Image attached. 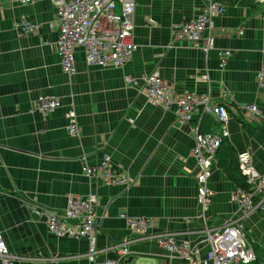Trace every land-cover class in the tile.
Returning <instances> with one entry per match:
<instances>
[{"label":"crops","instance_id":"obj_1","mask_svg":"<svg viewBox=\"0 0 264 264\" xmlns=\"http://www.w3.org/2000/svg\"><path fill=\"white\" fill-rule=\"evenodd\" d=\"M225 13L212 18L213 49L204 54L183 42H173V26L200 14V0H135L133 41L137 49L122 67H89L82 49L75 53V71L66 75L55 54V8L47 0L17 5L0 0V231L16 264H89L86 239L50 234L46 213L61 211L70 196L97 198V249L129 237L121 211L150 217L157 231H190L202 225L196 201L194 124L181 127L174 108L163 111L144 97L142 78L156 71L177 94L210 93L229 115L228 138L216 156L208 188L213 197L208 211L211 226L238 214L230 200L239 176L221 161L247 154L264 173V87L257 74L264 68V5L257 0H218ZM21 15L40 26L21 36ZM232 56L219 67V51ZM129 75L137 86L124 81ZM41 97H54L61 107L44 117L33 110ZM255 105L259 115L245 107ZM73 107L80 136L66 131L65 113ZM204 131L218 132L210 116ZM93 165L105 156L127 175L121 186H105L87 178L81 157ZM248 239L264 246V206L245 221ZM251 234V237L249 236ZM193 243L201 235L192 234ZM254 248V244L252 243ZM206 248L205 245L202 246ZM129 262L139 257L158 259L165 252L155 241L129 245ZM255 250V249H254ZM256 254V253H255ZM101 252L97 262L112 258ZM136 257V258H135ZM1 264V261H0ZM257 264H264L257 257Z\"/></svg>","mask_w":264,"mask_h":264},{"label":"built area","instance_id":"obj_2","mask_svg":"<svg viewBox=\"0 0 264 264\" xmlns=\"http://www.w3.org/2000/svg\"><path fill=\"white\" fill-rule=\"evenodd\" d=\"M43 0H11L17 5L31 4ZM55 8L58 36L53 44L62 72L70 75L75 71V53L82 49L85 64L89 67L119 68L129 62L137 45L133 41L135 0H47ZM205 4L200 14L173 26V42H183L204 54L213 49L212 18L225 13V6L218 0H200ZM264 5V0H257ZM264 16V15H263ZM264 19V17H263ZM21 36L31 35L40 28L37 23L21 15L16 25ZM219 67L223 69L232 51H219ZM125 83L137 86L138 81L127 75ZM260 88L264 87V68L257 74ZM144 97L163 111L174 108L178 124L183 127L194 124V147L191 157L195 162L196 201L201 227L190 231H157L154 219L131 217L121 211L119 218L124 221L129 237L121 242L97 249L96 211L97 198L94 195L70 196L61 211L46 213V226L50 234L72 240L86 239L88 249L85 254L89 264H130L129 245L155 241L165 252L163 264H251L256 259L249 242L245 221L264 206V173L255 169L251 157L240 155L239 170L245 179V188L236 187L230 200L238 208V214L223 219L217 226L208 222V211L213 192L208 188L212 169L216 165L219 148L229 136L227 123L229 115L224 104H215L209 92L198 94L185 91L177 94L173 87L154 71L142 78ZM61 101L54 97H41L33 104V110L44 117L61 107ZM253 116H258L255 105L245 107ZM210 116L220 126L218 132H201L200 126ZM66 131L71 137H79L77 114L73 107L66 113ZM82 171L89 179H96L105 186H121L128 182L125 172L116 167L110 156H105L91 165L85 156ZM192 234L201 235L200 243H193ZM206 248L203 249L202 246ZM101 252L113 254L112 258L97 262ZM18 257L11 254L0 231L1 264H16Z\"/></svg>","mask_w":264,"mask_h":264},{"label":"rangeland","instance_id":"obj_3","mask_svg":"<svg viewBox=\"0 0 264 264\" xmlns=\"http://www.w3.org/2000/svg\"><path fill=\"white\" fill-rule=\"evenodd\" d=\"M249 236L251 237V234H249ZM252 237L253 239H251V241L249 240V242L252 244H254V248L255 249V253L256 256L259 258V261L261 263L264 262V246L263 244H261L259 242V240L256 239V235L255 233H252ZM136 258V257H135ZM158 259H151V258H146L144 256L139 257L137 259H135L132 264H161L159 263V261H157Z\"/></svg>","mask_w":264,"mask_h":264},{"label":"trees","instance_id":"obj_4","mask_svg":"<svg viewBox=\"0 0 264 264\" xmlns=\"http://www.w3.org/2000/svg\"><path fill=\"white\" fill-rule=\"evenodd\" d=\"M205 120V119H204ZM203 120V121H204ZM204 127H205V125H203V122H202V124H201V126H200V131L201 132H205L204 131ZM207 132H209V131H207ZM224 144V143H223ZM223 144H222V146H223ZM221 148V147H220ZM220 148H219V150H220ZM219 150H218V153H217V155L219 154ZM216 155V156H217ZM221 163V165H223V166H225L226 167V170L228 171V172H230L231 173V175H234L233 174V166H234V172L239 176V180L237 181V184H236V186L237 187H241V188H245L246 186H245V179H244V177L242 176V174L240 173V170H238V167H237V160L236 159H232L231 160V162H229V161H225V163H227V164H224V161H221L220 162ZM251 264H257V256H256V259H255V261L253 262V263H251Z\"/></svg>","mask_w":264,"mask_h":264}]
</instances>
